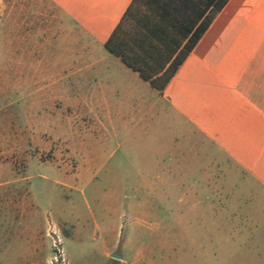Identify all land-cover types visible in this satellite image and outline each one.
<instances>
[{"label": "rangeland", "instance_id": "374dc122", "mask_svg": "<svg viewBox=\"0 0 264 264\" xmlns=\"http://www.w3.org/2000/svg\"><path fill=\"white\" fill-rule=\"evenodd\" d=\"M41 12V0H0V264H229L233 225L217 229L209 176L203 190L179 176L163 190L137 175L149 140L121 133L126 118L67 112L49 81L19 79L43 66L17 37Z\"/></svg>", "mask_w": 264, "mask_h": 264}, {"label": "crops", "instance_id": "0c3cea01", "mask_svg": "<svg viewBox=\"0 0 264 264\" xmlns=\"http://www.w3.org/2000/svg\"><path fill=\"white\" fill-rule=\"evenodd\" d=\"M131 1L41 0V24L25 17L17 37L43 66L19 79L49 81L67 112L126 118L121 133L149 140L137 175L163 190L177 176L203 190L209 176L217 229L233 225L228 263L264 264V0H228L162 91L105 48Z\"/></svg>", "mask_w": 264, "mask_h": 264}, {"label": "trees", "instance_id": "16d2710c", "mask_svg": "<svg viewBox=\"0 0 264 264\" xmlns=\"http://www.w3.org/2000/svg\"><path fill=\"white\" fill-rule=\"evenodd\" d=\"M227 2L132 0L105 48L162 91Z\"/></svg>", "mask_w": 264, "mask_h": 264}, {"label": "water", "instance_id": "95a60500", "mask_svg": "<svg viewBox=\"0 0 264 264\" xmlns=\"http://www.w3.org/2000/svg\"><path fill=\"white\" fill-rule=\"evenodd\" d=\"M112 257H113V258H120V256L117 255V254H112Z\"/></svg>", "mask_w": 264, "mask_h": 264}]
</instances>
